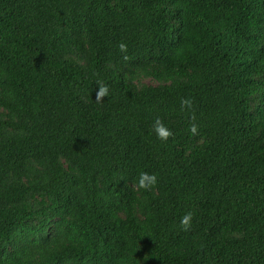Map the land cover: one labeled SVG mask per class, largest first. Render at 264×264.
Listing matches in <instances>:
<instances>
[{"label":"trees","instance_id":"obj_1","mask_svg":"<svg viewBox=\"0 0 264 264\" xmlns=\"http://www.w3.org/2000/svg\"><path fill=\"white\" fill-rule=\"evenodd\" d=\"M0 264H264V0H0Z\"/></svg>","mask_w":264,"mask_h":264},{"label":"clouds","instance_id":"obj_2","mask_svg":"<svg viewBox=\"0 0 264 264\" xmlns=\"http://www.w3.org/2000/svg\"><path fill=\"white\" fill-rule=\"evenodd\" d=\"M118 48L121 52H124L126 50L125 45L123 43L118 45ZM108 95V88L106 85L100 84L98 87L96 94H95V100L100 101L101 97H105ZM181 108L185 106H191L190 100L187 99H182L180 101ZM153 131L155 135L157 136L158 139L160 140H166L171 133L166 129L165 126L162 125L161 121L159 119H156L153 123ZM189 132L191 134H196L197 132V127L195 124H192L189 128ZM157 182V176L155 173L149 174L147 172L140 171L137 176L135 177V186L137 189L140 190H149L152 187L155 186ZM192 223V212L189 211L185 213L180 219H179V224L178 227L181 231L187 232Z\"/></svg>","mask_w":264,"mask_h":264}]
</instances>
